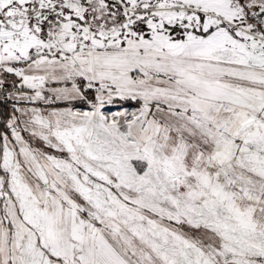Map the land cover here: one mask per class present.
Masks as SVG:
<instances>
[{"label":"snow or ice","instance_id":"obj_1","mask_svg":"<svg viewBox=\"0 0 264 264\" xmlns=\"http://www.w3.org/2000/svg\"><path fill=\"white\" fill-rule=\"evenodd\" d=\"M0 264H264V0H0Z\"/></svg>","mask_w":264,"mask_h":264}]
</instances>
